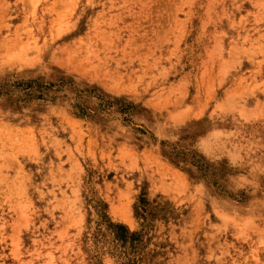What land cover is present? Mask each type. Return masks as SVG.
<instances>
[{"label": "rangeland", "instance_id": "obj_1", "mask_svg": "<svg viewBox=\"0 0 264 264\" xmlns=\"http://www.w3.org/2000/svg\"><path fill=\"white\" fill-rule=\"evenodd\" d=\"M0 264H264V0H0Z\"/></svg>", "mask_w": 264, "mask_h": 264}]
</instances>
